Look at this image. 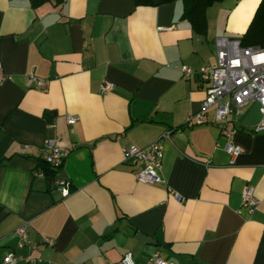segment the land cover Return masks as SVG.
<instances>
[{
    "label": "crops",
    "instance_id": "crops-1",
    "mask_svg": "<svg viewBox=\"0 0 264 264\" xmlns=\"http://www.w3.org/2000/svg\"><path fill=\"white\" fill-rule=\"evenodd\" d=\"M258 2L212 3L199 33L181 16L182 0H0V264H121L126 250L139 264L155 251L173 264H264L258 104L236 120L208 112L206 122L185 124L207 81L181 70L215 63L214 37L243 32ZM29 73L44 87L27 85ZM104 80L114 87L100 92ZM171 127L164 180L137 181L123 146ZM48 136L64 153L54 175L69 180L66 196L36 173ZM228 138L243 148L234 163ZM246 185L258 198L252 209L241 203ZM26 220L30 242L20 247L15 229ZM10 250L15 263L2 261Z\"/></svg>",
    "mask_w": 264,
    "mask_h": 264
},
{
    "label": "built area",
    "instance_id": "built-area-1",
    "mask_svg": "<svg viewBox=\"0 0 264 264\" xmlns=\"http://www.w3.org/2000/svg\"><path fill=\"white\" fill-rule=\"evenodd\" d=\"M216 51V61L212 64H205L198 68L183 64L181 70L184 76L198 74L207 81L205 95L201 101L199 109L190 111L184 120L185 124L192 125L206 122L208 112L216 121L236 120L243 111L244 106L256 101L260 112L259 122L253 126L254 130L264 129V45L251 44L244 45L239 37L229 35H217L214 37ZM5 77V73L0 61V80ZM26 84L37 87H44V79L29 73L26 76ZM114 87V82L104 80L99 85L100 92H106ZM76 117L68 116L67 122L73 123ZM175 128L163 130L155 139L148 144L139 146L128 143L123 146L124 160L134 165V174L137 181L142 183H157L163 181L160 168L163 157V140L170 139ZM230 135L231 131H227ZM23 148H29L27 143L22 144ZM224 148L229 154V162L234 163L236 157L243 151L240 144L228 138L224 143ZM42 159L52 169L56 170L62 164L64 153L61 150L57 137L48 136L43 139ZM39 175H44L43 168L36 171ZM56 188L62 196L69 192V180L65 177L53 176ZM178 199L180 196L176 193ZM258 202L251 185H246L241 193V203L244 206L252 207ZM29 221H23L15 229L19 235L18 245L22 247L30 241L27 236V226ZM46 241L51 239L44 237ZM17 255L13 250L6 252L2 261L5 263H15ZM34 258H27L25 264L34 262ZM121 264H139L134 260L131 250H126L120 258ZM44 264H51L45 261ZM141 264H173L161 257L158 251L153 252L144 263Z\"/></svg>",
    "mask_w": 264,
    "mask_h": 264
},
{
    "label": "trees",
    "instance_id": "trees-1",
    "mask_svg": "<svg viewBox=\"0 0 264 264\" xmlns=\"http://www.w3.org/2000/svg\"><path fill=\"white\" fill-rule=\"evenodd\" d=\"M32 5H37L45 0H30ZM63 0H54L55 3ZM172 0H134L135 4L158 5ZM221 0H182L183 10L181 16L188 19L196 32L203 33L206 30V9L214 2ZM244 45L259 44L264 45V0H259L256 9L249 21L246 29L239 37ZM43 116L47 121L52 120V113L43 111ZM40 167L50 178L54 176V169L50 168L45 161L40 159Z\"/></svg>",
    "mask_w": 264,
    "mask_h": 264
},
{
    "label": "rangeland",
    "instance_id": "rangeland-1",
    "mask_svg": "<svg viewBox=\"0 0 264 264\" xmlns=\"http://www.w3.org/2000/svg\"><path fill=\"white\" fill-rule=\"evenodd\" d=\"M236 1V0H235ZM242 35V32L239 33L238 35H234V36H237V37H240Z\"/></svg>",
    "mask_w": 264,
    "mask_h": 264
}]
</instances>
